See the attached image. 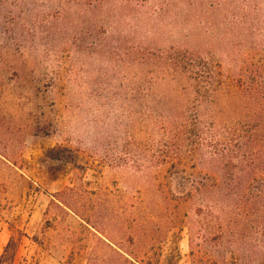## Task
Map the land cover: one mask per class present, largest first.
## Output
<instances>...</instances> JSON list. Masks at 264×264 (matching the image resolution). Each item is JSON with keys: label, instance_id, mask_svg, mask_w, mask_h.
I'll use <instances>...</instances> for the list:
<instances>
[{"label": "rangeland", "instance_id": "rangeland-1", "mask_svg": "<svg viewBox=\"0 0 264 264\" xmlns=\"http://www.w3.org/2000/svg\"><path fill=\"white\" fill-rule=\"evenodd\" d=\"M27 1L0 0V255L18 229L25 235L15 264H263L264 231L253 215L208 212L194 189L191 197L209 173L185 167V148L176 163L151 161L156 136L139 119L138 101L188 106L194 93L73 40L47 49L28 34ZM172 11L157 20L154 47L212 44L208 52L232 66L208 24L184 19V4ZM125 29V38L142 42L141 30ZM253 56L264 62L260 51ZM223 93L213 100L225 102ZM58 142L79 154L82 168L47 156ZM87 218L105 228L95 231L102 240L85 228Z\"/></svg>", "mask_w": 264, "mask_h": 264}, {"label": "trees", "instance_id": "trees-1", "mask_svg": "<svg viewBox=\"0 0 264 264\" xmlns=\"http://www.w3.org/2000/svg\"><path fill=\"white\" fill-rule=\"evenodd\" d=\"M149 1L28 0L27 31L47 49L63 48L73 40L79 49L114 60L118 56L120 62L140 65L142 74L150 68L157 78L170 76L180 87L190 89L194 94L188 106L178 101H138L139 119L156 136L152 148L157 156L151 161L176 163L177 153L185 148V167L201 166L209 173L206 181L192 185L191 197L194 189L208 212L222 213L233 207L238 214L253 215L254 224L264 231V62L253 60L257 51L264 54V0H157L158 9L150 15L143 10ZM181 4L185 5L184 19L197 16L208 24L210 36L223 38L231 67L226 69L208 52L212 44L204 43L207 49L201 43L154 47L159 37H153L161 33L157 20ZM127 25L143 32L142 42L125 38ZM216 93H223L225 102H215ZM46 154L83 167L79 154L62 143ZM59 194L51 193L54 198ZM85 228L101 240L95 231H106L92 218H87ZM15 231L0 255V264H15L25 235ZM112 251L129 260L126 252L113 247ZM141 263L147 261L142 258Z\"/></svg>", "mask_w": 264, "mask_h": 264}]
</instances>
